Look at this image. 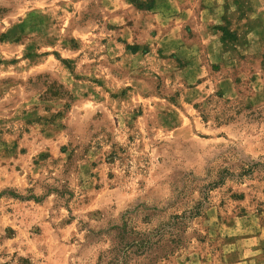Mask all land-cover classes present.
<instances>
[{
	"label": "rangeland",
	"instance_id": "1",
	"mask_svg": "<svg viewBox=\"0 0 264 264\" xmlns=\"http://www.w3.org/2000/svg\"><path fill=\"white\" fill-rule=\"evenodd\" d=\"M220 1L188 66L171 15L0 0V264H264V0Z\"/></svg>",
	"mask_w": 264,
	"mask_h": 264
},
{
	"label": "crops",
	"instance_id": "2",
	"mask_svg": "<svg viewBox=\"0 0 264 264\" xmlns=\"http://www.w3.org/2000/svg\"><path fill=\"white\" fill-rule=\"evenodd\" d=\"M203 1L204 6L196 8L193 0H154L153 8L149 11V14L138 12L129 5L128 0H102V5H106L108 10L104 16L105 23L117 26L119 35L125 42L136 41L138 31L146 33L149 28H151L152 24L156 25L161 23L162 25L165 16L171 15L170 17L173 20V25L170 30L165 33V36L163 35V44L161 46L164 49L170 48V50L172 47V50H175L177 55L185 59V63L189 66L198 56L199 50L196 51L195 49L199 48L197 46V41L200 40L196 41V39L200 36L202 37V35H196L192 30L191 33L194 35L195 39L186 37L179 40L177 35L181 31L180 26L186 25L190 21L192 23L191 27L196 28V26H198L200 30L203 29L206 33L209 32L210 25L216 24L217 20L221 19V14L225 13L228 17H235L239 14V10L233 3L226 5L223 10V6L220 5V0H214L213 6L210 8L209 0H202V2ZM129 14L132 16H129ZM150 19L151 21L148 22ZM168 40H170V42H168ZM208 44L209 46L218 45L220 48L222 46V43L219 41L218 44H216L215 41L209 40ZM199 45L201 46L200 42ZM107 47V57L109 59L116 57L118 54H120V58H122L121 47L113 40H107ZM212 55V52L211 56L209 53L210 58Z\"/></svg>",
	"mask_w": 264,
	"mask_h": 264
},
{
	"label": "trees",
	"instance_id": "3",
	"mask_svg": "<svg viewBox=\"0 0 264 264\" xmlns=\"http://www.w3.org/2000/svg\"><path fill=\"white\" fill-rule=\"evenodd\" d=\"M152 4H153V0H150L149 2L145 3V6H142L143 5L142 3H139V6L145 9H149L151 8Z\"/></svg>",
	"mask_w": 264,
	"mask_h": 264
}]
</instances>
